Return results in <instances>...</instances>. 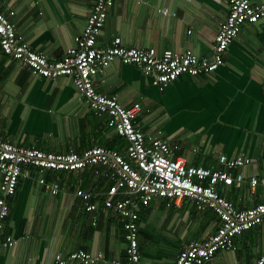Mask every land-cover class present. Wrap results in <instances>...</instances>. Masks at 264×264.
Wrapping results in <instances>:
<instances>
[{
  "label": "crops",
  "instance_id": "1",
  "mask_svg": "<svg viewBox=\"0 0 264 264\" xmlns=\"http://www.w3.org/2000/svg\"><path fill=\"white\" fill-rule=\"evenodd\" d=\"M95 2L0 0V8L16 12L13 20L24 42L60 58L75 46ZM229 8L228 0H116L97 44L106 46L121 36L130 47L192 49L212 58L215 36ZM95 85L102 94L118 96L124 106L141 104L137 125L179 146L175 156L191 165L217 169L222 167L220 155L243 153L250 163L245 171L264 175V19L243 27L224 63L209 75L183 74L164 85L138 65L116 60L98 75ZM116 135L71 78L36 76L0 46V136L18 145L66 153L110 148ZM125 148L126 142L117 149ZM40 177L26 166L15 196L9 198L5 233L16 241L0 251V264H39L56 252L80 248L127 261L124 226L100 198L111 181L97 176L92 167L48 171V182L61 183L53 194ZM77 188L99 200L98 211H87ZM224 194L239 208L264 199L262 188L252 193L248 182L243 188L226 187ZM221 223L213 209L200 211L190 198L170 206L167 199L156 198L140 208L138 264H174L190 241L208 238ZM263 253L264 222L239 236L234 250L219 251L214 264H255Z\"/></svg>",
  "mask_w": 264,
  "mask_h": 264
},
{
  "label": "built area",
  "instance_id": "2",
  "mask_svg": "<svg viewBox=\"0 0 264 264\" xmlns=\"http://www.w3.org/2000/svg\"><path fill=\"white\" fill-rule=\"evenodd\" d=\"M229 14L219 25L214 39L213 56L200 57L192 49L159 52L154 47H130L121 36L106 46L97 44L99 35L116 0H96L85 29L75 37V46L62 57L51 58L34 50L18 35L13 17L0 8V46L2 51L19 61L32 74L45 78L69 77L81 96L90 102L98 116L106 117L114 133L126 140L125 150L93 146L82 152L45 151L35 146L18 145L0 136V251L15 244L6 235V220L10 215L9 198L15 196L26 166L40 174L39 182L53 194L61 189L59 181L48 182V171L77 172L92 167L94 173L111 181L106 193L100 195L104 206L116 212L124 226L127 261L109 259L104 252L77 249L56 252L39 264H138L142 255L139 246L140 208L156 198L177 202L190 198L200 211L213 209L221 219L220 227L204 240H192L179 253L174 264H214L219 251L234 250L236 238L264 222V199L251 207L239 208L224 194V188H243L248 182L252 193L259 187L264 193V175L248 174L245 154L219 156L220 168L191 165L186 158L176 157L179 146L168 140L148 135L134 121L142 106H124L118 96L100 93L95 80L114 61L138 65L145 74L168 85L183 74L209 75L223 63L230 45L243 27L264 19V1L228 0ZM223 188V190H222ZM87 211H98V201L90 191L77 188ZM98 198V199H100ZM97 216H95V221ZM255 264H264V253Z\"/></svg>",
  "mask_w": 264,
  "mask_h": 264
},
{
  "label": "trees",
  "instance_id": "3",
  "mask_svg": "<svg viewBox=\"0 0 264 264\" xmlns=\"http://www.w3.org/2000/svg\"><path fill=\"white\" fill-rule=\"evenodd\" d=\"M116 137V139H115V143L113 142V143H111L109 146H110V148H119V147H121V146H123V143H125L126 142V140L123 138V137H121V136H118V135H116L115 136ZM237 239V238H236Z\"/></svg>",
  "mask_w": 264,
  "mask_h": 264
}]
</instances>
